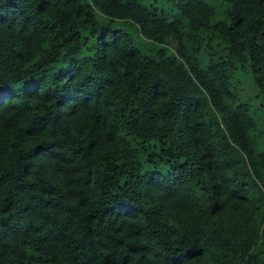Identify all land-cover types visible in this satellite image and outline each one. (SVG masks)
Here are the masks:
<instances>
[{
	"label": "trees",
	"instance_id": "1",
	"mask_svg": "<svg viewBox=\"0 0 264 264\" xmlns=\"http://www.w3.org/2000/svg\"><path fill=\"white\" fill-rule=\"evenodd\" d=\"M0 264H264V0H0Z\"/></svg>",
	"mask_w": 264,
	"mask_h": 264
},
{
	"label": "rangeland",
	"instance_id": "2",
	"mask_svg": "<svg viewBox=\"0 0 264 264\" xmlns=\"http://www.w3.org/2000/svg\"><path fill=\"white\" fill-rule=\"evenodd\" d=\"M216 0H209V2H215Z\"/></svg>",
	"mask_w": 264,
	"mask_h": 264
}]
</instances>
